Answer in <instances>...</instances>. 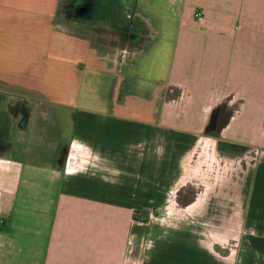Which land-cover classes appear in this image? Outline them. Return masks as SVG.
I'll return each mask as SVG.
<instances>
[{
  "label": "crops",
  "instance_id": "1",
  "mask_svg": "<svg viewBox=\"0 0 264 264\" xmlns=\"http://www.w3.org/2000/svg\"><path fill=\"white\" fill-rule=\"evenodd\" d=\"M60 2L0 0V264H264V0Z\"/></svg>",
  "mask_w": 264,
  "mask_h": 264
},
{
  "label": "rangeland",
  "instance_id": "2",
  "mask_svg": "<svg viewBox=\"0 0 264 264\" xmlns=\"http://www.w3.org/2000/svg\"><path fill=\"white\" fill-rule=\"evenodd\" d=\"M94 0H61L60 4H59V19L70 29V30H74V31H82L87 33L91 38H93V40H96L98 43H101V45H105V46H109V44H118V43H122V39H119L118 36L114 35L113 30L112 32L110 31L109 28H105L107 31H100V30H96V29H91V31H89L88 29L86 30L85 28H87L89 25H87L85 22V20H81V19H77L78 17H80L81 15V7H83L85 4L88 5L90 4V2H92ZM105 1V0H104ZM109 4V2H107ZM119 6H121L123 9L128 10L131 9L130 5H122L119 4ZM96 27V26H94ZM126 38L128 39H133L135 37H132L131 35H125ZM125 38V39H126ZM130 39V40H131ZM138 42V40L134 41L133 43ZM122 45H125V43L123 42ZM132 45V43H131ZM133 46V45H132ZM10 88V89H9ZM3 90H12L14 91L13 87L8 86L6 84H0V98L4 99V98H8L10 97H14L15 95H10L6 92H4ZM15 92V91H14ZM16 94V93H15ZM0 99V121H4L7 120V118L2 117L1 113L2 110H4L6 108V106H4V102L3 100ZM21 100L22 99H18ZM58 118V120H62L63 118L61 116H56V119ZM64 123V122H62Z\"/></svg>",
  "mask_w": 264,
  "mask_h": 264
},
{
  "label": "trees",
  "instance_id": "3",
  "mask_svg": "<svg viewBox=\"0 0 264 264\" xmlns=\"http://www.w3.org/2000/svg\"><path fill=\"white\" fill-rule=\"evenodd\" d=\"M130 18H131V21H130V25H125L124 27L122 28H117V29H114L113 32L112 30H110L112 33H114V35L118 36L119 39H122V43L124 42L125 45H122V43H118L119 46H129V47H132V45L130 44L131 40L126 38L125 35H127L128 33L132 32V26L136 29H139V32L138 30L136 31V36L138 38H143L144 35L147 34V30H146V26H145V23L143 21L142 18H140L139 16H134L133 14H130ZM86 30L88 29L89 31H91V29H96V30H100V31H107L105 28H102V27H94V26H88L87 28H85ZM138 32V33H137ZM126 38V39H125Z\"/></svg>",
  "mask_w": 264,
  "mask_h": 264
},
{
  "label": "built area",
  "instance_id": "4",
  "mask_svg": "<svg viewBox=\"0 0 264 264\" xmlns=\"http://www.w3.org/2000/svg\"><path fill=\"white\" fill-rule=\"evenodd\" d=\"M196 15L199 16V12H197Z\"/></svg>",
  "mask_w": 264,
  "mask_h": 264
}]
</instances>
